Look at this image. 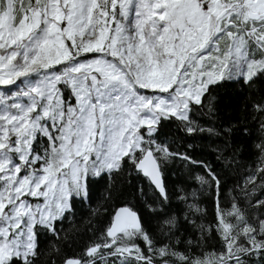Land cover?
<instances>
[{
	"label": "snow or ice",
	"instance_id": "snow-or-ice-1",
	"mask_svg": "<svg viewBox=\"0 0 264 264\" xmlns=\"http://www.w3.org/2000/svg\"><path fill=\"white\" fill-rule=\"evenodd\" d=\"M258 81L264 0H0V264H37L41 236L125 166L150 219L119 208L63 264H264ZM228 82L250 90L235 127L216 124ZM205 134L220 171L185 147ZM176 160L189 179L170 190Z\"/></svg>",
	"mask_w": 264,
	"mask_h": 264
},
{
	"label": "trees",
	"instance_id": "trees-1",
	"mask_svg": "<svg viewBox=\"0 0 264 264\" xmlns=\"http://www.w3.org/2000/svg\"><path fill=\"white\" fill-rule=\"evenodd\" d=\"M256 88L264 89V83L257 82ZM256 89L254 88L253 91ZM213 95L216 97V106L219 110V119L216 124L224 123L227 125L231 122L235 127L238 119L244 116L243 108L248 101L250 90L241 87L239 83L228 82L224 83L220 88L214 90ZM258 98V94H257ZM199 116V113L197 114ZM203 123V121H202ZM211 126V125H204ZM254 130L255 125H252ZM255 135V132H253ZM171 137H169V140ZM213 140L216 142L213 143ZM235 142L245 145L246 153H251L250 141L245 137L237 135ZM188 143L193 145L187 149L194 157L202 158L207 163L213 165L218 171L221 170L222 162L217 160L216 149L222 147L220 138H197L189 139L185 142V147ZM178 144L173 145L175 150ZM181 148L180 151H184ZM247 158V157H246ZM188 169L182 161L176 160L169 162L166 166V182L171 190L174 185H183L188 181ZM235 175V173H229ZM222 175L224 173L222 172ZM140 186L144 187L146 195H141L138 191ZM232 186V180L226 183V189ZM226 195L228 193L226 192ZM202 205L212 212V201L208 198ZM155 200L151 190L148 188L147 181L138 176L135 171H131L128 166H125L122 171L114 173L111 176L105 175L98 179L91 189L90 202L81 203L76 201L75 214L67 220H64L58 227L61 229L59 237L50 235L41 236V252L42 255L37 260V264H63L65 257L76 255L83 251L86 244L93 238V232L97 235V228H103L111 219L114 209L118 206H129L137 211L146 220L150 219V212L145 201L151 203ZM175 202V201H174ZM153 208H159L158 201L152 204ZM91 229V231H90ZM183 234V233H182ZM55 245V248L53 247ZM59 249L57 254L56 249Z\"/></svg>",
	"mask_w": 264,
	"mask_h": 264
},
{
	"label": "water",
	"instance_id": "water-1",
	"mask_svg": "<svg viewBox=\"0 0 264 264\" xmlns=\"http://www.w3.org/2000/svg\"><path fill=\"white\" fill-rule=\"evenodd\" d=\"M119 208H121V206L116 207V208L114 209V212H115L116 210H118Z\"/></svg>",
	"mask_w": 264,
	"mask_h": 264
}]
</instances>
